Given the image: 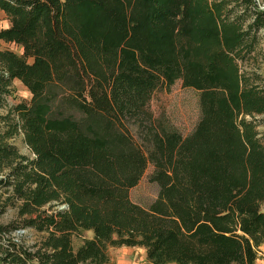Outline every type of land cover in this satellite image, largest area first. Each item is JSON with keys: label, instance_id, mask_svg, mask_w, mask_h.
Returning <instances> with one entry per match:
<instances>
[{"label": "trees", "instance_id": "1", "mask_svg": "<svg viewBox=\"0 0 264 264\" xmlns=\"http://www.w3.org/2000/svg\"><path fill=\"white\" fill-rule=\"evenodd\" d=\"M0 264H255L264 245V6L256 0H0ZM18 80L27 101L7 103ZM198 91L187 134L153 91ZM133 127L134 132L130 130ZM136 135H134V134ZM22 136L31 156L9 139ZM157 197L128 190L148 166ZM4 210L0 207V214ZM40 234L26 245L12 233ZM90 231L76 248L71 235Z\"/></svg>", "mask_w": 264, "mask_h": 264}, {"label": "rangeland", "instance_id": "2", "mask_svg": "<svg viewBox=\"0 0 264 264\" xmlns=\"http://www.w3.org/2000/svg\"><path fill=\"white\" fill-rule=\"evenodd\" d=\"M261 6H264V0H256ZM9 24L8 16L0 10V29L7 27ZM264 29V28H263ZM0 49H7L15 54H20V48L13 43H6L0 40ZM253 68L257 69L264 75V60H259L252 64ZM10 95L6 98L7 103H16L18 101H27L30 94L27 89L16 79H13L10 83ZM198 91L190 86L182 85L178 79L174 80L169 87L157 88L151 95L149 102V108L152 111L154 117L159 121L176 127L182 135L187 134L192 129L193 124L199 116L198 107ZM4 109H0L2 113ZM259 118H263V122L258 124L257 128L259 134L264 135V112L257 114ZM134 132L133 127L130 128ZM134 134V133H133ZM136 135V134H134ZM264 140V136H263ZM18 152L27 157L31 156V153L22 140V136L18 135L9 139ZM152 167L149 165L138 183L128 190V197L131 202L139 204L142 207H147L156 197L158 193L157 184L148 180ZM0 191V207L4 210L0 214V223H7L13 220L16 216L15 208L10 204L5 203V196ZM264 207V204L262 205ZM12 235L23 242L26 245H31L38 240L40 234L35 233L30 229H23L13 232ZM91 236L90 231H83L80 234L71 235V247L76 249L83 238H89ZM123 248V249H122ZM128 252V260L123 263L119 261L120 253L118 251ZM109 260L106 264H151L145 257V250L143 247L132 246H119L107 248ZM164 264H174L172 262H166Z\"/></svg>", "mask_w": 264, "mask_h": 264}, {"label": "crops", "instance_id": "3", "mask_svg": "<svg viewBox=\"0 0 264 264\" xmlns=\"http://www.w3.org/2000/svg\"><path fill=\"white\" fill-rule=\"evenodd\" d=\"M261 249H262V251L260 252V255L258 257H256V259H255V264H264V245H261ZM118 253H120L119 261L123 262V263L127 262V260L129 259L127 256L128 252L127 251L123 252L121 250V251H118Z\"/></svg>", "mask_w": 264, "mask_h": 264}]
</instances>
